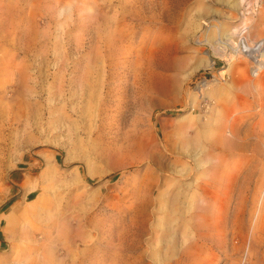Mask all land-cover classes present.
I'll list each match as a JSON object with an SVG mask.
<instances>
[{
	"label": "rangeland",
	"instance_id": "obj_1",
	"mask_svg": "<svg viewBox=\"0 0 264 264\" xmlns=\"http://www.w3.org/2000/svg\"><path fill=\"white\" fill-rule=\"evenodd\" d=\"M244 22L264 0H0V264H264Z\"/></svg>",
	"mask_w": 264,
	"mask_h": 264
},
{
	"label": "built area",
	"instance_id": "obj_2",
	"mask_svg": "<svg viewBox=\"0 0 264 264\" xmlns=\"http://www.w3.org/2000/svg\"><path fill=\"white\" fill-rule=\"evenodd\" d=\"M255 7L257 9H259L260 5L259 3H257L255 5ZM240 26H243L242 24L239 25V27H237V33L239 32V30L243 27L240 28ZM248 32L245 31L244 29L242 30L241 34L234 37L235 39V43L230 46V49L229 50H226L225 48V51L227 52V55L231 58V62H233L234 60H237L239 61V59H248L249 60V73L251 74V76L253 77L254 75H258V76H254L253 78H257L259 77L262 73H264V58L261 59V56H264V37H258V38H253L251 36V33H250V27L247 28ZM248 40H251V41H254V43H252V52L253 53H250L249 52V41ZM241 48V51L240 52H244L247 56H244L243 54H241L240 52L238 53V48ZM234 49H237V52H234ZM249 56V57H248ZM255 56H259V57H255ZM228 57V59H229ZM258 58L260 61H258L257 63V66L255 65V63L252 61V59L250 58ZM252 61V62H251Z\"/></svg>",
	"mask_w": 264,
	"mask_h": 264
},
{
	"label": "bare ground",
	"instance_id": "obj_3",
	"mask_svg": "<svg viewBox=\"0 0 264 264\" xmlns=\"http://www.w3.org/2000/svg\"><path fill=\"white\" fill-rule=\"evenodd\" d=\"M245 3H246V1H244ZM243 26H240V28L241 27H243V29L245 30V31H247L248 32V30H247V28L249 27V25L247 24L246 25V22H244L243 24H242ZM242 28L239 30V32L237 33L236 32V35L235 36H237L238 37V35L239 34H241V32H242V30H243ZM238 29H236L235 31H237ZM234 36L232 35V33H230V34H228L225 38L226 39H224L221 43H220V45H218V46H222V47H220L221 48V51H223V49L225 50V48H226V50H229L230 49V46H232L235 42V40H234V38H233ZM249 41V52L250 53H253L252 52V49H253V47H252V43H254V41H251V40H248ZM241 51V48L239 47L238 48V53ZM234 52H237V49H234ZM227 53V52H226ZM241 54H243L244 56H247L244 52H240ZM249 57V56H248ZM255 57H259V56H255ZM262 58H264V56H261V59ZM229 59H231V58H229ZM250 59H252V61L255 63V65L257 66V62L258 61H260L258 58H250ZM239 60H243V61H246L247 63H248V65L250 64L249 63V60L248 59H239ZM251 61V62H252ZM213 60L211 59L210 60V62H209V64H208V66L210 67V68H212V66H213ZM229 67H230V64H229ZM228 67V68H229ZM258 67V66H257ZM255 77L256 76H258V75H254ZM13 208H15V207H13Z\"/></svg>",
	"mask_w": 264,
	"mask_h": 264
},
{
	"label": "crops",
	"instance_id": "obj_4",
	"mask_svg": "<svg viewBox=\"0 0 264 264\" xmlns=\"http://www.w3.org/2000/svg\"><path fill=\"white\" fill-rule=\"evenodd\" d=\"M15 213V210L13 212L10 213V215H13Z\"/></svg>",
	"mask_w": 264,
	"mask_h": 264
}]
</instances>
